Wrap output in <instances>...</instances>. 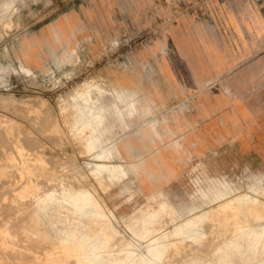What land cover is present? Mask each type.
<instances>
[{"label":"rangeland","instance_id":"1","mask_svg":"<svg viewBox=\"0 0 264 264\" xmlns=\"http://www.w3.org/2000/svg\"><path fill=\"white\" fill-rule=\"evenodd\" d=\"M65 15H71L74 23L63 41L55 34L46 38L47 26ZM67 37L72 38L70 45H66ZM241 39L247 41V48L237 42ZM26 47L38 58L37 64H31L32 74L21 67ZM166 47L168 54L163 51ZM71 48H76L72 55ZM201 79L206 85L197 87ZM120 84L134 90L133 98L139 100V116L132 125L116 127L104 143L110 150L117 144L118 160L129 169L125 182L133 181L124 191L123 183L111 185L94 177L86 164L92 157L84 141L72 134L73 92L92 85L95 95L97 86L110 89ZM0 98V133L8 129L6 135L11 133L26 145L16 139L17 150L21 148L17 156L5 144L14 152L15 162L22 164V158H29L38 164L39 157L46 161L51 156L44 162L48 174L33 177L43 183L45 190L37 182L40 193L59 184L57 189L87 187L117 217L118 228L128 239L146 245L173 228L171 212L179 204L207 207L199 197L196 177L226 178L237 189L235 194H253L248 188L255 179L264 186V0H0ZM234 105L247 126H222L225 119L234 121ZM55 120L62 125L60 133L53 130ZM10 126L16 127L11 130L17 135ZM240 130L243 133L233 138ZM28 141H39L43 147ZM2 154L0 148V168L7 169ZM53 155L55 167L50 161ZM72 162L77 165L75 171ZM19 172L15 169L10 172L13 178L8 174L0 180L1 198L2 191L6 195L0 198V209L5 198L9 196L10 202L5 201L11 203L25 185L27 175ZM42 180L50 182L46 185ZM32 195L25 199L33 205L36 195ZM254 195L264 200V195ZM163 202L171 208L155 224L160 230L137 238L136 219L159 209ZM32 205L28 203L26 209ZM1 211L0 220H6ZM65 224L61 217L56 227ZM188 241L176 253L170 248L165 263L184 264L201 251L200 255H209L211 248L198 249ZM262 258L264 253H259L243 264H256Z\"/></svg>","mask_w":264,"mask_h":264},{"label":"bare ground","instance_id":"2","mask_svg":"<svg viewBox=\"0 0 264 264\" xmlns=\"http://www.w3.org/2000/svg\"><path fill=\"white\" fill-rule=\"evenodd\" d=\"M73 23L71 15L57 18L47 26L48 33L46 38L50 37L51 34H55L58 41H63L66 37V31L72 28ZM246 24L248 28L252 27L251 22H247ZM244 36L245 34L242 30L241 37L243 38ZM237 42L247 48L246 40L241 39L240 42ZM24 43L26 44V41ZM71 43L72 38L69 39L67 37L66 45H70ZM166 50L167 47L163 51L168 54L169 52ZM75 51L76 48H71L70 54L72 55ZM37 61V56L30 51L29 47H26V51L20 57L21 67L30 74L35 73L31 64H37ZM197 82V87H204L206 85V81L203 79ZM91 87L92 85L86 86L72 94V108L75 116L72 122V131L74 132L72 134H78L84 141L83 144H85L87 151L92 157V160L87 161L86 164L89 165L90 172L94 177L101 182H109L111 185L123 183L124 191L133 181L130 179L128 182H125L129 169L125 167L123 162L118 160L121 156L119 155L117 144L115 145V149L110 150L105 147L104 143L109 139V134L116 127L126 128L132 125L134 118L139 116V100L133 98L136 94L134 90L121 84L120 88L110 89H103V87L97 86L98 92L95 95L90 89ZM234 107L233 118L237 121L241 119L243 121L244 119L241 117L236 105ZM5 121L9 123V121ZM11 122L12 124L14 123L13 120ZM3 124L5 125V123ZM61 127L62 125L56 122L53 130L56 133H60L63 130ZM11 128L13 127L10 126V131L14 132ZM14 128L13 130H15ZM152 128L156 130L155 126H152ZM0 131L2 132V130ZM5 132L7 133L8 129ZM6 133H0V140L2 142L0 148H2L3 152L1 159L6 164L7 169H10L0 168V180L4 176L7 177L8 174L10 175V172L15 171V169H17L18 174L20 173L19 170L21 174H26L27 179L24 181L25 185L23 187L18 186L22 188L20 189V193L14 189L16 190L14 194L16 192L18 194L16 193V198L12 200L16 203H13V201L9 203L11 198L8 196L10 199L7 200V197L5 200L9 202L6 203L4 200L1 208L2 214L6 215V217L3 215L4 218H7L6 220L2 219L4 223L0 220V260L6 258V260L1 262L2 264H166L165 258L169 256H167L169 249L173 248L174 252L180 251L183 248L181 245L188 240H191L192 244H196L198 249L203 248L206 250L211 248V253L209 251V255L203 256L200 255L202 254L201 251L197 256L193 254L188 259L185 255L183 257V260L186 258L184 264H243L244 262L254 260L257 254L264 253V200L254 195H264V186L260 180L255 179L249 185V192L253 194H235L237 189L226 178L221 179L210 175H206L203 178L196 177L195 180L200 191L199 197L205 200L203 206L207 207L200 209L201 206L197 205L179 204L175 208V211L172 210L173 212H171L173 215L172 222H176L173 228L166 229L164 232L161 231L162 233L159 236L152 237L146 245H143L134 238L132 240L128 239L121 232L117 225V217L105 210L99 199L95 197L89 188L65 185L61 189H57L60 186L59 184L55 189L52 188V191L50 190V186H48L49 191L40 193V188L44 189V186H41L43 183L40 184L37 181L39 178L35 180L33 177L37 174L45 176L48 174V165L46 166L44 162L49 161L51 156L48 160L45 159L46 161L42 157H36L42 160L39 163L37 161L38 164L31 163L29 158H22V164L15 162L14 152H12L13 154L10 153L5 144L11 145L17 151L15 153L18 156L21 148L17 150L16 139L19 138L16 136L17 138L15 139L13 136H10L11 133H8L9 135H6ZM242 133V130L233 133V138H237ZM14 134L17 135L15 132ZM35 138L33 139L34 142L37 141ZM58 138L60 140V137ZM27 140L28 138H26ZM38 143L40 142L38 141ZM37 144L32 145L35 146ZM38 145L40 147L43 144ZM244 146L247 148L249 144L245 143ZM132 149L134 148L132 147ZM31 154L33 155L34 151ZM26 156H28L27 153ZM52 158L54 161L50 160L51 165H53L57 157L53 155ZM71 159L73 158L71 157ZM68 164L70 165V163ZM71 164L74 165L75 163L72 162ZM54 165L52 167H55ZM60 165L62 167V163ZM80 166L82 167V165ZM61 167L59 166L58 169ZM81 167L78 168L80 169ZM76 168L77 165L75 164V169L73 168V170L75 171ZM65 173L67 174L68 172ZM10 176L12 177V175ZM72 176L74 175L72 174ZM19 177L21 176L19 175ZM12 181L14 180L12 179ZM19 181L21 182L22 180L19 179ZM42 181L47 183L45 180ZM65 181L67 182V179ZM37 182L41 186L40 188ZM49 182L45 184L48 185ZM50 185L52 184L50 183ZM45 187L47 188V186ZM138 188H140L139 184ZM4 190L7 191L6 189ZM11 190L8 189L9 192H12ZM31 193L34 197L36 195V201L33 205L31 204L32 201L28 200V202L25 199ZM2 194L4 195H2L3 197L6 196L3 191ZM28 203L33 206L30 210L28 209L31 206L26 209ZM170 206L171 204L168 202H163L160 204L159 209L147 211L143 216L137 218L136 221L139 225L138 229H133L134 235L137 238H143L146 235L158 232L160 229L155 228V224L160 222V216L163 212L168 211L171 208ZM15 213L16 215L17 213L19 214L17 218H13V214ZM61 217H65L67 224L62 228H57V221ZM128 226H131V224H128ZM211 234L214 237L209 238ZM226 234L228 235L226 236ZM224 235L225 237L222 238ZM20 238L21 242H19ZM213 238L214 240L217 239V241H214ZM188 242L186 246L187 244L190 245V242ZM191 246L190 248H192ZM3 248L5 249L3 250ZM172 250L170 249L169 253ZM170 257L173 256L171 255ZM256 264H264V258Z\"/></svg>","mask_w":264,"mask_h":264},{"label":"crops","instance_id":"3","mask_svg":"<svg viewBox=\"0 0 264 264\" xmlns=\"http://www.w3.org/2000/svg\"><path fill=\"white\" fill-rule=\"evenodd\" d=\"M66 29V28H65ZM261 122V121H260ZM252 123H249V125H251ZM222 126H247L246 123H244L242 121V119L240 121H237L234 119V121H230L229 119H225L222 123ZM252 126V125H251ZM256 126V125H255ZM258 126V125H257ZM262 126V125H259Z\"/></svg>","mask_w":264,"mask_h":264}]
</instances>
